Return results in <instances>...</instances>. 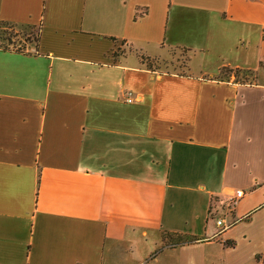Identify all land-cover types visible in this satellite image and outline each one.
I'll list each match as a JSON object with an SVG mask.
<instances>
[{
	"label": "crops",
	"instance_id": "1",
	"mask_svg": "<svg viewBox=\"0 0 264 264\" xmlns=\"http://www.w3.org/2000/svg\"><path fill=\"white\" fill-rule=\"evenodd\" d=\"M243 9L264 0H0L37 32L0 45V264H264V21ZM173 49L181 72L149 64Z\"/></svg>",
	"mask_w": 264,
	"mask_h": 264
},
{
	"label": "rangeland",
	"instance_id": "2",
	"mask_svg": "<svg viewBox=\"0 0 264 264\" xmlns=\"http://www.w3.org/2000/svg\"><path fill=\"white\" fill-rule=\"evenodd\" d=\"M241 16V20L244 18H251L255 21H264V13L263 11L252 10L249 12L242 10L239 12ZM239 26H245L244 22H238ZM247 26V25H246ZM37 32L32 27L26 26H16L13 28L10 24L0 22V45L7 46L8 48H16V49H23L26 43L25 40L34 39L36 38ZM8 39L10 41H8ZM168 54V55H167ZM166 58L165 59H151L149 60L151 66L161 67L164 70H178L181 72L184 70L186 65L187 59V52L182 50L173 49L168 53L165 52ZM194 62H196L194 60ZM180 68V69H179ZM264 69V68H263ZM248 74V73H247Z\"/></svg>",
	"mask_w": 264,
	"mask_h": 264
},
{
	"label": "built area",
	"instance_id": "3",
	"mask_svg": "<svg viewBox=\"0 0 264 264\" xmlns=\"http://www.w3.org/2000/svg\"><path fill=\"white\" fill-rule=\"evenodd\" d=\"M128 100L131 101V98L129 97ZM243 194H244V193H243L242 190H238L237 193H236V197H235V199H238L239 197H242ZM233 200H234V198H233ZM222 222H223L222 220H219V221H218L219 224H222Z\"/></svg>",
	"mask_w": 264,
	"mask_h": 264
},
{
	"label": "trees",
	"instance_id": "4",
	"mask_svg": "<svg viewBox=\"0 0 264 264\" xmlns=\"http://www.w3.org/2000/svg\"><path fill=\"white\" fill-rule=\"evenodd\" d=\"M149 64H150V63H149ZM182 242H185V241H183V240H182V241L178 240V242H176V243H182Z\"/></svg>",
	"mask_w": 264,
	"mask_h": 264
}]
</instances>
